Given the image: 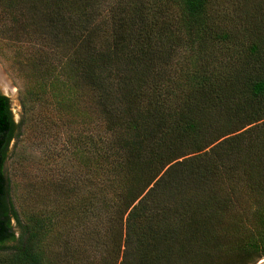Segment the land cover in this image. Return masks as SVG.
I'll use <instances>...</instances> for the list:
<instances>
[{"label":"trees","instance_id":"obj_1","mask_svg":"<svg viewBox=\"0 0 264 264\" xmlns=\"http://www.w3.org/2000/svg\"><path fill=\"white\" fill-rule=\"evenodd\" d=\"M0 54L75 163L26 214L7 162L28 120L0 94V264H101L80 261L101 225L112 264L264 259L259 0H0ZM85 214L80 251L50 253Z\"/></svg>","mask_w":264,"mask_h":264},{"label":"rangeland","instance_id":"obj_2","mask_svg":"<svg viewBox=\"0 0 264 264\" xmlns=\"http://www.w3.org/2000/svg\"><path fill=\"white\" fill-rule=\"evenodd\" d=\"M261 6L264 7V0H259ZM232 13V12H231ZM1 55V54H0ZM2 56V57H1ZM0 56V89L4 90L10 100V111L12 118L16 123L21 122L23 117L27 118L28 126L23 131L21 138L13 142L11 145V152L13 153L12 159L7 162V169L12 180V199L16 204H20L25 213L32 211L31 206L32 198H34L35 188L40 187L42 181H46L52 175L57 177L59 173L64 169L75 167L73 157L64 149V142L67 139V134L61 130H57L54 126L50 131H43V127L34 121L35 107L33 104L29 106V101L25 102V85L21 78L22 74L16 71L13 67H9L7 59L3 55ZM22 101L27 105L26 114H24L22 108ZM38 204V203H36ZM38 207L43 205L39 204ZM80 216V221L77 218ZM59 218L53 217V222H56ZM61 219V218H60ZM92 218L90 215H77L72 219V231L69 234L68 246L62 248V246L55 244L53 251L50 253H57L60 259L63 261V255L69 253L70 255H76L80 251L79 241L82 240V233L85 230L86 225H91L94 221H90ZM15 226V223H13ZM80 224V225H79ZM99 230V239L96 243L87 241V254L80 258V261L88 259V262H96L101 264H112V261H102V257L106 254L105 245L108 244L106 240V229L101 225ZM46 240H51L50 235ZM105 244V245H104ZM132 247V246H131ZM128 246V250L131 248ZM51 248V247H50ZM126 249V247H124ZM76 257L71 258L67 263H73ZM259 263V262H258ZM257 263V264H258ZM116 264H121V252L120 257ZM130 264H138L135 260ZM152 264V263H147Z\"/></svg>","mask_w":264,"mask_h":264},{"label":"water","instance_id":"obj_3","mask_svg":"<svg viewBox=\"0 0 264 264\" xmlns=\"http://www.w3.org/2000/svg\"><path fill=\"white\" fill-rule=\"evenodd\" d=\"M0 94L8 98L6 92H5L4 90H2V89H0ZM13 121L15 122L14 119H13ZM258 264H259V263H258Z\"/></svg>","mask_w":264,"mask_h":264},{"label":"bare ground","instance_id":"obj_4","mask_svg":"<svg viewBox=\"0 0 264 264\" xmlns=\"http://www.w3.org/2000/svg\"><path fill=\"white\" fill-rule=\"evenodd\" d=\"M1 81V79H0ZM259 264H264V259L259 262Z\"/></svg>","mask_w":264,"mask_h":264}]
</instances>
